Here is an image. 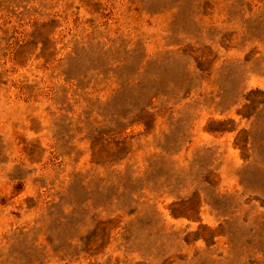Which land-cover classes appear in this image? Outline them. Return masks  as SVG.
I'll list each match as a JSON object with an SVG mask.
<instances>
[{"label": "rangeland", "instance_id": "374dc122", "mask_svg": "<svg viewBox=\"0 0 264 264\" xmlns=\"http://www.w3.org/2000/svg\"><path fill=\"white\" fill-rule=\"evenodd\" d=\"M0 264H264V0H0Z\"/></svg>", "mask_w": 264, "mask_h": 264}]
</instances>
